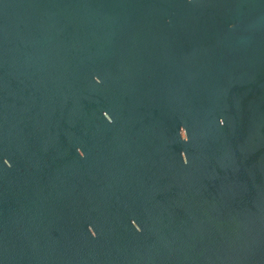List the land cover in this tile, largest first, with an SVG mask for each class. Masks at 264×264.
<instances>
[{
	"label": "water",
	"instance_id": "95a60500",
	"mask_svg": "<svg viewBox=\"0 0 264 264\" xmlns=\"http://www.w3.org/2000/svg\"><path fill=\"white\" fill-rule=\"evenodd\" d=\"M0 264H264V0H0Z\"/></svg>",
	"mask_w": 264,
	"mask_h": 264
}]
</instances>
